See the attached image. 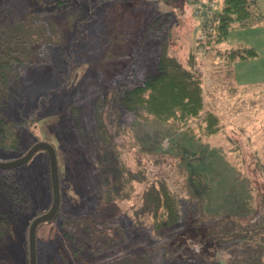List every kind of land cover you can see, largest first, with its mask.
<instances>
[{"label": "rangeland", "instance_id": "obj_1", "mask_svg": "<svg viewBox=\"0 0 264 264\" xmlns=\"http://www.w3.org/2000/svg\"><path fill=\"white\" fill-rule=\"evenodd\" d=\"M90 1L56 9L60 14L56 19L68 25L70 18L62 16L80 9L83 17ZM222 4L223 0H216L217 11ZM195 8L188 0H108L95 8L96 17L77 18L72 27L65 26L64 39L43 54L44 62L26 69L23 91H9L2 113L18 123L20 149L0 148V161L19 158L38 141L51 143L58 157L60 212L37 229L39 264L102 262L106 253H73L60 226L65 214H90L97 220L112 217L127 227L129 250H149L150 264H217L228 255L225 251L213 255L217 244L206 227L213 231L232 228L231 220L249 222L256 207H261L264 88L237 86L232 62L209 54L207 45L199 43L201 26ZM30 10L55 13L34 0H0L1 15ZM162 12L167 14L151 26ZM168 31L170 53L184 64L195 52L206 107L218 114L222 128L198 141L170 123L144 121L126 109L120 111L119 128L117 108L110 102L105 125L119 145L117 153L96 133L95 104L106 93L112 99V87L118 83L143 81L146 63L160 51ZM75 113L88 129L86 136L75 122ZM125 165L166 178L178 196L181 220L161 228L139 224L134 210L142 202V184L135 182L131 196H121L122 188L125 193L129 187L119 179ZM4 172L15 175L29 191L33 206L30 214L16 218L7 239L0 243V262L27 264L29 223L37 209L44 211L53 201L48 153L38 150L21 165L0 168V175Z\"/></svg>", "mask_w": 264, "mask_h": 264}, {"label": "trees", "instance_id": "obj_2", "mask_svg": "<svg viewBox=\"0 0 264 264\" xmlns=\"http://www.w3.org/2000/svg\"><path fill=\"white\" fill-rule=\"evenodd\" d=\"M34 1L47 9L55 10L56 13V9H69L72 5L88 0ZM106 1L108 0L88 2L91 7L88 11H83L85 13L83 17L80 9L70 10L62 16L70 18L68 25L56 19L60 14L50 11L30 10L19 14L4 11V15L0 12L1 149H20L18 123L11 121L2 113L9 91L13 88L23 91V75L26 69L44 62L41 58L43 54L46 53V56L51 46L61 43L64 39L65 26L72 27L77 18L96 17L95 8ZM194 2L196 3L197 0ZM199 5L200 0L196 8ZM166 14L165 12L159 14L150 25H156V21ZM263 21L264 17L257 0H223L221 10L217 11L215 17L209 21L206 36L203 41L199 39V43L207 45L209 54L222 55L230 62L239 58H254L258 52L251 46L237 45L225 48L223 43L232 29L248 27ZM200 26L202 27L201 23ZM169 35L168 31L160 42L162 43L160 51L146 63L147 75L143 81L133 85L128 82L118 83L112 87V99L106 93L103 97H99L95 104L96 133L105 145L117 149V153L119 145L115 143L113 134L105 125L104 113L110 102L117 108L115 117L119 128L121 109L132 112L144 121L157 120L170 123L172 128L198 141L219 132L222 128L218 114L206 107L204 79L196 62L195 52L190 54L189 63L184 64L178 56L170 53ZM77 115L74 114L75 122L79 125L80 131L84 135L88 134V129L85 125L82 126L83 123ZM119 179L129 186L126 194L123 193L124 188H122L121 196L125 198L131 196L130 190H134L135 182L142 184L139 192L142 202L134 210L139 224L150 223L153 227L161 228L181 220L178 196L166 178L148 175L146 171L136 172L125 165L121 169ZM103 183L107 181L103 180ZM261 200V207H256L253 219L249 222L231 220L232 228L213 231L206 227L210 239L217 244V250L213 255L218 253L219 256L220 252L224 251L228 255V259L223 258L217 264H264V200L263 198ZM32 206V196L17 177L7 172L2 173L0 175V243L7 239L16 218L20 219V216L27 212L30 214ZM48 209L44 211L37 209L32 220ZM59 212L54 218L59 216ZM116 222L117 220H113L112 217L97 220L90 214H65L60 226L74 254L81 250H86L92 255L106 253L99 264H150L149 250L147 248L129 250L131 247L126 243L127 227ZM73 242L75 245L72 244ZM0 264L4 263L0 262ZM37 264H39L38 259Z\"/></svg>", "mask_w": 264, "mask_h": 264}, {"label": "crops", "instance_id": "obj_3", "mask_svg": "<svg viewBox=\"0 0 264 264\" xmlns=\"http://www.w3.org/2000/svg\"><path fill=\"white\" fill-rule=\"evenodd\" d=\"M190 1L196 4L197 7L199 0L196 3L194 0ZM257 1L264 17V0ZM223 45L225 48L246 45L257 50L258 55L254 58H239L232 62L233 80L237 86L242 88H264V21L248 27L232 29Z\"/></svg>", "mask_w": 264, "mask_h": 264}, {"label": "water", "instance_id": "obj_4", "mask_svg": "<svg viewBox=\"0 0 264 264\" xmlns=\"http://www.w3.org/2000/svg\"><path fill=\"white\" fill-rule=\"evenodd\" d=\"M38 150H46L50 161V173L53 190V201L44 213L36 216L29 225V264H37V229L43 222L52 220L58 213L61 203L59 163L55 147L48 142L38 141L28 151L12 161H0L1 169H8L27 162Z\"/></svg>", "mask_w": 264, "mask_h": 264}, {"label": "built area", "instance_id": "obj_5", "mask_svg": "<svg viewBox=\"0 0 264 264\" xmlns=\"http://www.w3.org/2000/svg\"><path fill=\"white\" fill-rule=\"evenodd\" d=\"M216 14V0H200V5L195 10V16L202 25L198 34L199 39H203L205 37L207 24L215 17Z\"/></svg>", "mask_w": 264, "mask_h": 264}]
</instances>
